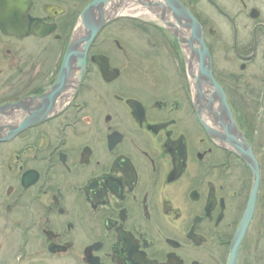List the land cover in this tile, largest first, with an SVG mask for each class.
Listing matches in <instances>:
<instances>
[{
    "label": "flooded vegetation",
    "instance_id": "1",
    "mask_svg": "<svg viewBox=\"0 0 264 264\" xmlns=\"http://www.w3.org/2000/svg\"><path fill=\"white\" fill-rule=\"evenodd\" d=\"M7 1L0 19L13 17ZM91 2L29 0L46 35L0 27V105H14L0 122L32 121L0 142V218L21 231L23 257L56 264H229L254 177L197 105L209 90L198 82L188 18L200 23L212 72L260 158V115L254 127L233 70L264 69V0H110L94 11L106 21L81 80L75 65L65 88L46 97ZM97 55L119 70L116 79L105 80ZM261 187L240 264H256L251 235L263 232L264 176Z\"/></svg>",
    "mask_w": 264,
    "mask_h": 264
},
{
    "label": "water",
    "instance_id": "2",
    "mask_svg": "<svg viewBox=\"0 0 264 264\" xmlns=\"http://www.w3.org/2000/svg\"><path fill=\"white\" fill-rule=\"evenodd\" d=\"M9 1H11L10 3L13 9H10L8 6L9 8L5 11L8 15L5 16H9L13 13V17L0 19V27L4 33L8 35L14 34L18 37L28 36L31 34L41 36L49 33L46 30V24L42 20L29 15V0H8L7 3ZM108 1L110 0H93V2H91V4H89L84 10V32L82 35H75L74 39H72L69 43L59 81L54 85L51 91L48 92L46 97H50V95H54L65 88L66 84L70 81L71 72L74 70L73 67L75 65L79 66L78 68L80 73L78 78L81 80V76L86 70V56L90 45L93 43L97 32L103 27L106 21V16L97 17L94 15V11L101 8V6ZM14 5H16L17 9ZM180 10L186 12V9H184L181 4ZM188 20L198 37L196 43L192 44L193 52L198 58L196 68L201 77V80L198 82L202 84L203 89L209 90V92L206 93L208 94L207 96H205V94L202 96V94L198 93L199 97L197 99V105L201 108L205 106L208 108L210 114L215 117L217 125L219 126L216 131L206 124L211 133L219 138V141L223 146L240 156L248 164V166L251 167L253 172L254 184L250 197L251 199L242 218V223L240 224L232 241L231 255L228 262L229 264H240L239 257L244 242L243 240L250 232L256 211L255 208L260 200L259 196L262 189V166L260 165L259 158L256 155L255 146L251 145L247 141V138L243 134L239 125L235 122L230 104L228 103L227 93H225L222 85L217 81L212 72L211 54L203 41V30H201L200 23L192 16H190ZM93 60L99 64V67H101L103 77L107 82L118 77L119 70L112 69L111 66H109V60L107 57L97 55L93 58ZM198 91L200 92V89ZM13 106L6 104L0 105V114H2L5 109L13 108ZM31 122V120L26 121L25 123L19 122L16 123L13 128L0 122V142L13 138L17 133L30 125Z\"/></svg>",
    "mask_w": 264,
    "mask_h": 264
},
{
    "label": "rangeland",
    "instance_id": "3",
    "mask_svg": "<svg viewBox=\"0 0 264 264\" xmlns=\"http://www.w3.org/2000/svg\"><path fill=\"white\" fill-rule=\"evenodd\" d=\"M136 43L142 44V39L134 40ZM138 55V54H137ZM144 57L136 56V62L144 64ZM153 61L159 62V59H153ZM223 62L219 61V65L222 66ZM231 71V66L224 63ZM223 65V66H224ZM233 73L240 76V86L242 87V96L246 102H251L249 111L254 113L253 123L257 124L256 119L260 115L259 123V141L258 144L262 147L263 154L260 159L264 166V69L258 70L257 68L250 67L245 71L235 68ZM234 87H236V82ZM255 89V91L253 90ZM4 147H0V150ZM4 150V149H2ZM264 176V170H263ZM264 206V205H263ZM263 208V207H262ZM1 217V216H0ZM20 230H17L11 225H7L6 221L0 218V264H56V262H47L42 259L33 258L29 256L23 257V241L20 239ZM261 237V238H260ZM253 239L251 246L255 247V263L264 264V232L262 235L258 234V231H254L251 235ZM254 255L253 253L251 254ZM254 262V260H253ZM59 264V263H57Z\"/></svg>",
    "mask_w": 264,
    "mask_h": 264
},
{
    "label": "trees",
    "instance_id": "4",
    "mask_svg": "<svg viewBox=\"0 0 264 264\" xmlns=\"http://www.w3.org/2000/svg\"><path fill=\"white\" fill-rule=\"evenodd\" d=\"M263 219H264V217H263ZM263 230H264V220H263Z\"/></svg>",
    "mask_w": 264,
    "mask_h": 264
}]
</instances>
